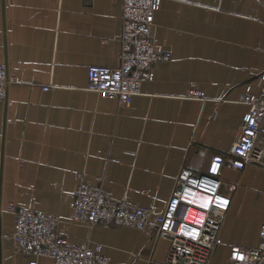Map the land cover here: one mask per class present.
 <instances>
[{
	"label": "crops",
	"instance_id": "0c3cea01",
	"mask_svg": "<svg viewBox=\"0 0 264 264\" xmlns=\"http://www.w3.org/2000/svg\"><path fill=\"white\" fill-rule=\"evenodd\" d=\"M120 0H0V264H53L18 254L10 204L62 219L71 244H104L112 264H167L171 239L155 228L71 220L83 176L114 200L163 213L184 171L207 174L238 142L264 75V0H165L151 31L170 59L129 106L86 90L93 65L118 66ZM199 91L200 98L189 97ZM261 140L264 142V134ZM229 198L210 264H236L231 248L260 244L264 168L226 163Z\"/></svg>",
	"mask_w": 264,
	"mask_h": 264
},
{
	"label": "built area",
	"instance_id": "2783aa9c",
	"mask_svg": "<svg viewBox=\"0 0 264 264\" xmlns=\"http://www.w3.org/2000/svg\"><path fill=\"white\" fill-rule=\"evenodd\" d=\"M122 3L121 52L118 66L93 65L88 71L86 90L102 97L116 98L129 106L141 94V87L152 77L155 64L170 59V54L157 48L151 26L154 14L165 0H120ZM259 94L246 96L248 107L238 142L229 154L214 155L207 174H190L184 171L166 210L156 214L152 208L137 206L127 200H114L102 180L92 185L80 176L74 195L71 220L83 226L123 225L138 229L155 228L158 236L172 241L167 264H210L218 244V234L225 217L229 198L220 193V175L226 163L242 171L253 164L264 168V75ZM9 81L0 63V106L4 103ZM191 98H200L192 91ZM213 164L217 165L215 172ZM209 200L207 208L201 200ZM221 201H227L226 205ZM6 212L13 215V240L16 252L34 258L47 257L53 264H112L104 253V244H71L61 234L62 219L49 213L21 208L10 204ZM193 230L198 235L189 233ZM236 264H264V220L260 231V244L247 249L231 248ZM242 255L243 260L236 259ZM32 264H37L33 261Z\"/></svg>",
	"mask_w": 264,
	"mask_h": 264
},
{
	"label": "snow or ice",
	"instance_id": "6c2138e0",
	"mask_svg": "<svg viewBox=\"0 0 264 264\" xmlns=\"http://www.w3.org/2000/svg\"><path fill=\"white\" fill-rule=\"evenodd\" d=\"M216 169H217V165H216V164H213V166H212V171L215 172ZM209 203H210L209 200L202 199V200H201V203H200V207L207 208L208 205H209ZM220 203L223 204V205H226V204H227V201H221ZM189 234L192 235L193 237H195V236L198 235V232H196L195 230H193V231H192L191 233H189ZM235 258H236V259H240V260H243V259H244V257H243L242 255H239V254H237Z\"/></svg>",
	"mask_w": 264,
	"mask_h": 264
}]
</instances>
